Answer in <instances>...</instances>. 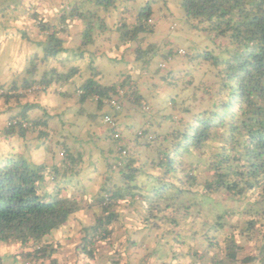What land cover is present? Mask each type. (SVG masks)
Masks as SVG:
<instances>
[{
    "label": "trees",
    "instance_id": "obj_1",
    "mask_svg": "<svg viewBox=\"0 0 264 264\" xmlns=\"http://www.w3.org/2000/svg\"><path fill=\"white\" fill-rule=\"evenodd\" d=\"M169 5L182 15L164 25L169 18L161 10ZM177 23L186 30L185 47L171 35ZM0 26L11 34L23 33L24 43L40 48L33 63L67 54L64 44L75 40L72 30L75 57L87 65L98 57L111 58L104 46L113 36L119 45L136 44L131 61L122 57L130 65L125 76L112 85L88 78L80 82L76 96L82 108L86 103L97 108L93 118L108 107L103 118L113 121L105 139L107 154L99 149L107 172L97 195L86 201L79 179L86 155L70 152L64 137L50 147L60 146L58 163L35 164L23 155L0 159V242L32 250L41 244L43 256L47 236L91 204L99 214L92 213L94 226L83 227V233L90 228L92 235L81 238L76 250L93 259L94 242H106L112 222L122 221L117 209L127 216V206V217L141 229L127 240L129 246L154 245L140 264H154L155 258L158 264H264V0H0ZM156 59L184 67L186 76L180 71V80L185 100L171 101L177 115L162 117L167 125L163 132L155 130L160 123L153 117L150 126L123 141L118 117L129 109L124 103L138 106L144 100L141 91L157 89V81L137 85L152 73ZM138 62L140 75L134 79L131 64ZM76 72H51L50 79L43 74L35 83H68ZM167 73L159 79L178 88L179 81L169 82ZM197 75L203 79L197 81ZM4 95L0 88V97ZM12 119L16 124L7 129L20 137L37 130L38 141L49 139L38 130L45 125L42 120L23 113ZM99 137L88 133L86 140ZM136 148L147 151L144 161ZM200 167L210 179L200 182ZM248 196L252 201H245ZM239 202L244 204L237 206Z\"/></svg>",
    "mask_w": 264,
    "mask_h": 264
},
{
    "label": "crops",
    "instance_id": "obj_2",
    "mask_svg": "<svg viewBox=\"0 0 264 264\" xmlns=\"http://www.w3.org/2000/svg\"><path fill=\"white\" fill-rule=\"evenodd\" d=\"M9 30H5L3 26H0V88L5 90V95L0 97V159L23 155L26 156L29 161L34 162L35 164H41L43 162L51 163L55 160V158H50V161H48L47 158L44 160L34 158V154L40 152L41 148L42 150L46 151L47 144L45 140V142L37 140V130H33V132L28 131L24 136L20 137L17 134L18 131H11L7 129L6 122L9 119L15 118L16 116H19V114L23 113L30 120H42L45 124L43 127L41 126L43 134H46V136L49 135V139L53 138L54 136L52 134H55L57 131H59L58 126L66 122H63L62 118L70 114L66 113L67 111L72 109L75 115L83 117L82 107L76 104V96L79 93L78 89L80 87L81 81L91 78L95 82H98L102 85H112L117 78H121V76H125L128 73V69L126 70V67L129 64L122 60V54H120L116 60L113 58L98 57L93 61L92 64H86V67L83 68V72L81 73L79 72L81 68V61L84 60L80 61L75 57L73 50L75 49L77 42L73 41V43L68 46L69 43L67 42H71L70 38L64 44V48L68 49L69 51L67 54L64 53L59 55L57 59H48L47 61H43L38 58L37 62L33 63L32 60L35 55L41 53L40 48L36 49L34 44L30 45L24 43V39L21 38V34L23 33L11 34L8 32ZM11 42H16V46H10L9 44ZM39 56L40 55H38V57ZM72 61L75 62L73 66ZM171 62L172 61L169 62L170 66L174 67L173 69L176 70V67L178 66L171 65ZM72 68H76L77 72L68 83L64 81L57 83L52 82L47 87H43L42 84L35 83L36 81L39 82L40 77H42L43 74L46 75L45 77H47V79H50L51 77L48 75H50L51 72L52 75L54 72H56V75L59 76L60 74H69ZM108 69L109 71H106ZM153 69L154 67H150V70L152 71V73H150L151 76L153 74L154 76L159 74V72L154 73L155 71H153ZM136 70L137 69L135 68L133 72ZM165 71L168 72V81L172 82L173 79H171V76H175L176 82L174 83L177 84V78L180 76V74L176 73V71H172V69H166ZM133 72L130 71V73ZM93 73H95V75H93ZM83 74H85L86 77L83 76ZM138 77L139 73L134 76V79H137ZM159 81H161V84H158L155 92H145V90L143 92L141 91L144 100L140 105L133 106L129 103H124V106L126 105L129 109L126 112L122 111L118 117V122H122L119 124V126H121L123 129H118L120 133L123 134V141L130 142L132 138L131 136L134 135L136 131H139L140 128H146L150 126L151 123H153V117H156L154 113L159 112L156 104L166 105L165 101H172L169 96L170 92L172 93L174 88L169 87L170 89L168 88L166 94L163 95L159 92V89L164 82L160 79ZM140 83L142 82H139L137 85L139 86ZM85 106H87L88 110L90 111L87 116L84 117V119L86 121L94 119V121H96L95 126H99L98 129L100 130V128H102V124L100 125L97 123V118L100 117L101 121L104 120L103 116L108 115L110 109L106 106L101 107L99 109L100 111H98L99 116L93 118V116L97 115V108L88 103H86ZM137 109L138 111H136ZM51 111H53V113H51ZM165 111L167 110L164 108V112ZM128 115L132 116L129 117ZM131 119L133 120L129 121ZM134 119L138 120V123H135ZM75 121L76 118L71 123L74 124ZM41 127L38 128V130H41ZM93 132L95 133L96 130H93ZM101 132H103V129ZM120 133L118 134L119 137ZM132 144H130V148L134 147ZM67 145L70 147V152L75 153L74 151L76 148L74 143H67ZM94 212H97V210L90 204L78 212L75 216H72L64 226L60 227L65 229L62 234L52 235V233L51 235H48L44 240V244H47L48 248L43 256L41 252H38L41 250V244H38L34 250H31L32 246L29 248L27 247L28 250H30L27 251L26 247L24 246L5 242L2 245L3 249H0L2 252L0 253V264H130L128 259V257H130L128 250L130 246L127 240H129L131 235L128 236L125 243L121 244L122 248L119 251V254H108L109 258L106 259H114V263H110V261L106 259L96 263L93 261V259H96L97 254H94L92 259L88 258L84 253H82V251L76 250L79 243H77V241H75L73 238L78 232H80L78 225L80 224L81 227H92L96 220L92 214ZM96 214L98 215L99 213L97 212ZM88 217H90L89 220L87 219ZM114 223H118L121 224L120 226H123L122 221H113L112 224ZM110 226L107 228L113 233L114 228ZM59 229L53 232H57ZM89 229L83 233L81 238H84V236L89 238L92 235ZM127 230L129 229L124 226V233H126ZM136 236L137 235H134L133 238H136ZM106 241H108V239ZM41 256L42 258H40ZM135 260V264H140L139 257L135 256Z\"/></svg>",
    "mask_w": 264,
    "mask_h": 264
},
{
    "label": "rangeland",
    "instance_id": "obj_3",
    "mask_svg": "<svg viewBox=\"0 0 264 264\" xmlns=\"http://www.w3.org/2000/svg\"><path fill=\"white\" fill-rule=\"evenodd\" d=\"M161 14H167V17L169 19H165V20L162 21V22H164V25H167L168 21L175 20V15L177 17H181L182 12L177 7L169 5L168 10H165V9L162 8ZM21 22H23L22 19H21ZM175 22H176V20H175ZM7 23H12V22H7ZM7 28H9V27H7ZM12 32L16 33V31H13V30H12ZM184 32H186V30L183 29V27H181V24L177 23V24H175V33L172 32L171 35L174 36V39H176V40H174L175 44L177 43L178 45L180 44V45H183L185 47V46H187L188 43L184 42V40H183L184 37L186 36V34ZM1 33H2V31H1ZM69 33H70V31H69ZM71 36H74L75 40L71 39V42L68 41L67 42V43H69L68 46L71 45L73 43V41L77 42V40H76V32H74L72 30V35ZM28 37H29V35H28ZM193 40L197 41V39H195L194 37H193ZM161 41H162L161 38L160 39H156V40L152 39V42L154 44H156L158 42H161ZM199 41L204 42V39H200ZM15 43L11 42L9 45L15 47L16 46ZM118 43H119L118 39L115 36H113V38L109 42L105 43L104 49H107L109 51V57H111L113 59H117L120 56V54H122V55L125 54V56H127L126 58H129V61H131L132 60V51H133V49H135L136 44L135 43H133V44L131 43L129 45H119ZM98 44H97V47H98ZM141 47H143V45ZM99 49L104 51L103 48H99ZM179 53H182V49H180ZM153 62H155V65L153 66L154 67L153 71L156 72V69L158 68V70H160L159 74L155 75V78L152 77L151 75H144L142 80H141V82L152 83V82L157 81V83H158L160 75H161V77H163L165 75L164 71L166 69H170V70L172 69V71H176V73L180 74V76L177 78L178 81H179V85L178 86L180 88L178 87L179 90L176 92V94H174V91L176 89H178V88L173 89L172 93L170 92L169 98L171 100H174V99L177 100L176 103H182L185 99H184V96L182 94L183 88L181 87L182 85H181L180 78H182L183 76H186V72H185V70H183L184 67L183 66H178V62L177 61H172L171 62V65H177L178 66V67H176L177 68L176 70L173 69L174 67L170 66V63H168L165 60L156 59ZM74 63L75 62L72 61V66H73ZM131 66L133 67V71H134L135 68L139 67V62L138 63H134V65L131 64ZM84 67H86L85 61H81V68L79 66V68H80L79 72L82 73ZM129 68H130V65L126 67V70L129 69ZM121 70H120V72H121ZM205 70L206 69H204V71ZM106 71H109V69L106 70ZM180 71L183 73V76L180 73ZM189 71L190 72H195L194 69H190ZM204 71H203V73H204ZM137 72H138V70L135 71V74ZM203 73L201 71V74H203ZM85 74H83V76L86 77ZM133 74H134V72H133ZM106 76L109 77L110 74H109V76L108 75H106ZM171 77H172L171 79H173V81L176 80L175 76H171ZM195 78H196L197 81H199V80L201 81L203 79L202 77H200L198 75L195 76ZM117 80H120V78H117L116 81ZM143 80H145V81H143ZM159 84H161V81L159 82ZM167 90H168V87L163 83L162 86L159 89V92L164 95V94H166ZM184 95L186 97H188L190 95V91L186 89ZM68 102H70V101H68ZM170 102H171L170 100L165 101L166 105H164V104H156V107L159 110V112H155L154 114L156 115L155 119H158L160 124L159 125L155 124L154 128H155V130H157L158 133L163 132L164 128L167 126L165 124V121H163L162 117H164L168 113L169 114H173V115H177V112L172 110V107L170 106ZM188 104L189 103H187V105ZM184 105H186V104H184ZM180 106H182V105H180ZM164 108L167 111L164 112ZM170 108H171V110H170ZM89 111L90 110H88L87 106H83V108H82L83 117H81L79 115H75L72 109L67 111L66 113H70V114H68V115H66V116H64L62 118V121L63 122L66 121V122L62 123V124H60L58 126L59 127V131H57L55 134H52L54 137L53 136H51V137H53V138L45 140L46 143H47L46 144V151L42 150V148H41L40 152H37V153L34 154V158L39 159V160H44L45 158H47L48 161H50V158L51 159L55 158V160L53 162H51V163L49 162V164L58 163L62 159V156H60L62 150H61L60 146H57L54 149H52L50 147L52 145H55V143L61 137H64L66 143H68V144H71V143L73 144L74 143V146L76 148L74 152L78 153V155H80V156H83V154L81 152H83L84 155H86V156L82 157V166H83L82 169L83 170H80L81 172L79 174V179L81 178L83 180L82 182L80 181L82 183V185H80V186L85 189L86 197H87L86 201H89L90 199H93L97 195L98 190H99V186L103 183V180H105V175H106V172H107V165H106V162H105L104 158L100 157L101 154L99 153V149H103L104 154L105 155L107 154V147H108V143L109 142H108V140H105V139H107V137L111 135V133L109 132L108 127H106L109 124L106 123L104 120H102L103 121L102 122L100 117L97 118L98 119L97 123L100 124V125L102 124L101 125L102 128H100V130L98 129L99 126L98 127L95 126V122L96 121H94V119H90L88 121H86L84 119V117L87 116ZM71 112H73V113H71ZM51 113H53V111H51ZM75 118H76V121L74 122V124L71 123ZM13 120L14 119H9L6 122V126L9 127L8 123L13 121ZM132 120L133 119H131L129 121H132ZM56 125H58V124H56ZM102 129H103V132H101ZM120 129H123V128H120ZM41 130H42V127H41ZM93 130H96L95 133H97V135L98 134L100 135V137H99L100 139L98 140L97 138H95L93 141L86 140L87 139V134L88 133H93ZM81 137L84 138V142H82ZM118 137H119V135H118ZM61 141L62 140H60L59 142H61ZM132 145H134V144H132ZM51 149H52V151H50ZM135 150H137L136 151L137 154L140 153V157H138L140 162L144 161V159L147 158L148 155L146 154V152H147L146 150H143V148H136ZM54 153H55V155H53ZM109 162H112V161L110 160ZM204 171H205V169L202 168V167H200V169L197 171V175L199 176L200 182L201 181L203 182L204 179H210L211 175L210 174H204ZM69 189L71 190V187ZM81 193H82V191H81ZM249 198H250V196H248V198L245 199V201L246 202L252 201ZM241 204H244V202H239V204H237V206H240ZM82 205H83V207L86 206V204H84V203ZM123 205L125 206V204H123ZM121 209L118 208L117 213L122 216L123 226H120L121 224H118V223L117 224L116 223L112 224L111 226L114 228V232L108 238V241H106L105 243L103 242L102 244L98 243L97 241L94 242L95 243L94 246H95V249H96V253L95 254H97V257L95 256L96 259L94 258L93 261H95L96 263H98V261H104L106 258H109L108 254H112V255L119 254V251L122 248L121 244L126 242V240H127L129 235H131V236L137 235L138 236L141 233V229L134 225V222H133L132 219L127 217L128 215L131 214V212L128 209V207L127 206L125 207V212L127 213V216L122 215V213H121L122 210ZM205 209H207V208H205ZM87 219L89 220L90 217H88ZM78 226H79L78 228L80 229V232H78L74 236L73 239H75V241H77V243H79L78 245L82 246L80 238L83 236V230L82 229H84V228L81 227L80 224ZM124 226L127 227V229H129V230H127L126 233H124V231H123V227ZM64 231H65L64 228H60L57 232H52L53 233L52 235L62 234ZM143 237H144V235H143ZM3 244H4L3 242H0V249H3V246H2ZM152 246H154V245H151L148 248L146 246H144V245L130 246V248L128 249L129 250V256H130V257H128L129 263L130 264H135V261H136L135 260V256L139 257V259H140L141 257H143L146 254V251L149 252V251H151V249L152 250L154 249V248H151ZM26 249H27V251H30V250H28V248H26ZM0 253H2L1 250H0ZM106 260L110 261V263H114L115 262L114 259H106ZM153 263L154 264H158V260H156V258H155Z\"/></svg>",
    "mask_w": 264,
    "mask_h": 264
},
{
    "label": "built area",
    "instance_id": "obj_4",
    "mask_svg": "<svg viewBox=\"0 0 264 264\" xmlns=\"http://www.w3.org/2000/svg\"><path fill=\"white\" fill-rule=\"evenodd\" d=\"M80 93V92H79ZM113 105H115V103H113ZM104 121L106 122V123H108L109 125H111V126H113V121H112V119H110V118H105L104 119ZM16 124V121H11V122H9L8 123V125L10 126V125H15Z\"/></svg>",
    "mask_w": 264,
    "mask_h": 264
}]
</instances>
